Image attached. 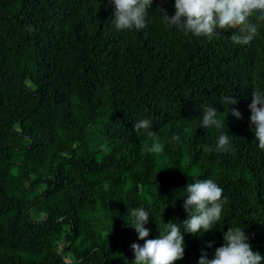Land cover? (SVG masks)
Listing matches in <instances>:
<instances>
[{"label":"trees","instance_id":"16d2710c","mask_svg":"<svg viewBox=\"0 0 264 264\" xmlns=\"http://www.w3.org/2000/svg\"><path fill=\"white\" fill-rule=\"evenodd\" d=\"M173 5L154 0L145 29L117 31L108 0H0V264H131L144 241L127 208L146 207L157 238L186 219L180 191L209 178L228 203L212 231L185 234L176 264L211 258L237 224L264 255V151L248 108L264 89V19L250 18L247 44L235 29L193 38L160 22ZM208 105L219 127H199ZM142 118L159 153L134 130ZM224 131L230 145L215 151Z\"/></svg>","mask_w":264,"mask_h":264},{"label":"clouds","instance_id":"9594fccd","mask_svg":"<svg viewBox=\"0 0 264 264\" xmlns=\"http://www.w3.org/2000/svg\"><path fill=\"white\" fill-rule=\"evenodd\" d=\"M114 5V25L117 31L143 30L149 23L150 11L154 0H108ZM175 12L169 15L166 9L157 8L160 22L168 29H175L193 38H212L220 30L235 29L231 34L234 44H247L257 32L251 17L264 19V0H174ZM248 104L251 115L250 129L254 133L257 147L264 151V89L253 91ZM224 104L228 107L237 104L232 95H225ZM227 107V109H228ZM220 113L212 105L204 107L200 116L199 127L210 129L219 127ZM231 115L239 119L241 113L235 107ZM134 130H145L153 136V143L148 148L150 153H159L163 145L155 141L152 121L142 118L133 124ZM227 132H221L215 151H226L230 145ZM211 150V149H210ZM183 208L186 219L163 222V228L157 238L146 239L150 229L145 227L152 217L149 210L141 206L127 208L131 217V227L143 240V245L132 243L134 260L131 264H176L185 254V234L203 236L212 231L221 220L228 197L223 195V188L213 179H195L182 191ZM211 243L208 247H211ZM197 264H264V255L254 251L249 242V235L243 224L228 227L223 233V243L216 247L211 258L202 252Z\"/></svg>","mask_w":264,"mask_h":264},{"label":"rangeland","instance_id":"374dc122","mask_svg":"<svg viewBox=\"0 0 264 264\" xmlns=\"http://www.w3.org/2000/svg\"><path fill=\"white\" fill-rule=\"evenodd\" d=\"M45 188H46V186H42V190H44ZM66 245H67V237H64L60 242V250L63 251L65 249ZM64 258L67 262L71 261V257L68 253H64ZM99 262H100L99 259H95L90 264H99Z\"/></svg>","mask_w":264,"mask_h":264}]
</instances>
